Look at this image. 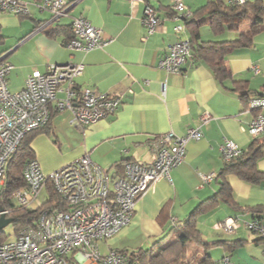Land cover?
<instances>
[{"label":"crops","instance_id":"1","mask_svg":"<svg viewBox=\"0 0 264 264\" xmlns=\"http://www.w3.org/2000/svg\"><path fill=\"white\" fill-rule=\"evenodd\" d=\"M23 1L29 5L28 16L0 10V54L13 65L7 75L10 91L22 89L33 71L46 73L49 64L68 63L83 65L81 74L74 78L77 95L82 88L89 87L122 96L114 114L83 128L72 122L70 109L59 110L55 102L50 104L51 130L40 131L31 142L34 158L43 172L88 155L112 182L122 175L123 161L145 164L152 160L154 140L158 136L169 131L184 135L189 127L200 125L204 112L212 115L200 127V139L186 144L184 161L170 171L169 177L158 178L140 196L130 223L110 239L98 243L103 254L111 249L131 252L140 247L155 252L157 247L172 240L169 231L176 221L184 219L202 200L217 192L216 177L224 167L225 141H233L240 149L264 142V135L249 134L248 125L257 110H247L241 99L243 91L264 89V28L253 36L250 46L236 48L219 60L230 72L229 76L219 79L213 62L197 58L192 50L178 72H168L159 66L170 44L189 40L191 36L185 19L174 14L171 0H143L133 7L127 0H66L68 14L58 20H53L39 6L42 0ZM183 1L189 16L207 2ZM145 4L152 5L159 18L156 30L150 35H146L142 24ZM77 16L101 29L103 37L111 42L88 51L69 49V25ZM196 19L200 21L199 42L238 39L249 25L239 23L238 29L214 33L207 17L201 15ZM176 25L181 26L179 32L174 29ZM240 81L242 90L236 86ZM64 96L63 92H57L58 99ZM260 111L264 113V109ZM262 151L256 167L264 172V147ZM210 173L214 179L203 183L200 175ZM226 179L234 200L241 206L264 204V180L252 183L234 173L226 174ZM42 191L45 195V190ZM230 217L240 222L231 236L204 238L208 242L239 241L234 246L217 245L223 249L217 252L216 258L208 250L213 264H222L224 257H229L234 264H264V238L247 228L253 219L250 212L220 203L198 217L197 227L202 235L204 229L217 231L220 229H216V224ZM188 250L195 257L204 254L193 245ZM193 260L192 257L190 264Z\"/></svg>","mask_w":264,"mask_h":264},{"label":"built area","instance_id":"2","mask_svg":"<svg viewBox=\"0 0 264 264\" xmlns=\"http://www.w3.org/2000/svg\"><path fill=\"white\" fill-rule=\"evenodd\" d=\"M127 1L133 7L143 0ZM171 1L178 18L190 15L183 0ZM230 1L241 4L246 0ZM39 6L48 11L53 20L66 16L69 9L66 0H42ZM0 10L17 15L30 13L28 3L23 0H0ZM142 24L146 35L152 34L159 24L156 10L150 4L143 8ZM70 26L69 49L88 51L111 42L103 37L101 29L82 16L73 17ZM174 29L179 32L181 26L176 25ZM190 56L188 40H178L168 46L159 66L168 72H178ZM12 67L0 54V190L6 179L7 160L27 132L47 124L50 104L55 102L59 110L70 109L72 122L83 128L114 114L122 102L121 95H108L89 87L82 88L77 95L74 78L81 74L82 64H49L46 73H30L24 87L17 91H10L7 85ZM58 91L65 94L64 98H57ZM246 109L257 110L248 125L249 134L253 137L264 135V113L260 111L264 109V97H251ZM211 118L210 113L204 112L200 125L189 127L184 135L169 131L158 136L154 140V158L145 164L126 161L122 175L112 182L105 170L88 155L48 173L42 171L35 158L27 159L23 165L25 186L15 190L12 198L18 205L39 208L44 199L39 201L38 197L45 182L49 181L61 197L63 208L45 206L33 225L21 228L12 240L0 242V264H135L124 252L111 249L101 253L98 243L110 239L130 223L140 196L158 178L169 177L170 171L184 161L186 144L200 139V127ZM240 152L231 140H226L222 146L225 161ZM200 177L203 183H208L215 176L210 173ZM2 214L10 217L7 209H0ZM239 226L238 218L230 217L217 223L216 229L231 233ZM247 228L264 238V218L251 219ZM222 264L234 263L224 257Z\"/></svg>","mask_w":264,"mask_h":264},{"label":"trees","instance_id":"3","mask_svg":"<svg viewBox=\"0 0 264 264\" xmlns=\"http://www.w3.org/2000/svg\"><path fill=\"white\" fill-rule=\"evenodd\" d=\"M201 15L209 19L210 28L214 33H221L225 29H238L239 23H248L249 25L238 39L199 42L198 26L200 21L196 18ZM263 23L264 3L262 0H246L241 4L232 3L230 0H207L204 5L192 12L191 16L185 18V24L191 35L188 42L193 51L192 55L212 61L214 73L219 79L230 75L228 68L224 64H220L219 60L236 48L250 46L253 36L264 28ZM69 32L70 40L72 38L70 25ZM236 83L237 88L242 90V81ZM252 94L257 97H263L264 89L261 92H241L244 106L247 107ZM52 115L53 112L50 111L49 120L44 127L31 130L23 136L6 163V179L0 190V207L9 210V216L13 219L15 234L24 226L33 225L45 206L51 209L63 208L61 197L49 181L45 182L43 190H45L46 198L43 201V205L39 208L18 205L12 198V193L15 190L25 186L23 165L27 159L34 158L31 142L40 131L49 132L51 130L50 121ZM263 147L264 142L258 145L251 144L246 149H241L238 156L224 162V167L216 177L219 184L217 192L202 200L184 219L174 223L169 231V235H172V240L168 244L161 248L156 246L157 250L155 252L141 247L131 252L116 250L128 254L130 261L135 264H190L192 257L194 258L193 264H213L211 256L208 254L210 248L217 245L234 246L239 241H206L197 227L198 217L220 203H224L233 208H240L250 212L253 218H264V204L241 206L234 200L232 187L226 179V174L234 173L238 177L252 183H260L264 180V172L259 171L256 167L257 160L263 154ZM125 162L126 160L123 161V164ZM50 204L52 205L50 206ZM6 238L7 236L0 230V242L5 241ZM190 245H193L196 249H202L204 251L203 256L195 257V254H189L188 248Z\"/></svg>","mask_w":264,"mask_h":264},{"label":"rangeland","instance_id":"4","mask_svg":"<svg viewBox=\"0 0 264 264\" xmlns=\"http://www.w3.org/2000/svg\"><path fill=\"white\" fill-rule=\"evenodd\" d=\"M44 197H45L44 191H41V193L38 197V200L41 201ZM233 210H234V212H236L235 209H233ZM243 214H247V213H243ZM243 214H241V217H243ZM1 231L7 236L6 240H12L15 237V228L13 225V221L10 222L8 225H6ZM203 236L205 239L213 240V239L219 238L221 236H231V233L226 232L224 230L214 231L212 228H208V229L203 230ZM221 249H223V248H221L219 246H214L212 249L210 248L209 251H210L212 257L216 258V256L218 255L217 252L221 251Z\"/></svg>","mask_w":264,"mask_h":264},{"label":"water","instance_id":"5","mask_svg":"<svg viewBox=\"0 0 264 264\" xmlns=\"http://www.w3.org/2000/svg\"><path fill=\"white\" fill-rule=\"evenodd\" d=\"M0 209H2L1 207H0ZM12 218L11 217H9V218H7V217H5V215H0V230H2L6 225H8L10 222H12Z\"/></svg>","mask_w":264,"mask_h":264}]
</instances>
